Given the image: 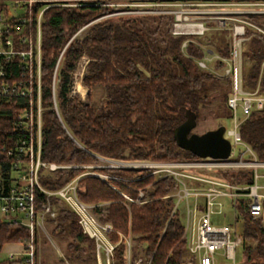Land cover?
I'll return each instance as SVG.
<instances>
[{
    "label": "trees",
    "instance_id": "16d2710c",
    "mask_svg": "<svg viewBox=\"0 0 264 264\" xmlns=\"http://www.w3.org/2000/svg\"><path fill=\"white\" fill-rule=\"evenodd\" d=\"M147 1L161 4L200 0ZM109 3L79 2L75 7L50 8L42 15L43 160L74 168L46 176L41 182L48 190L57 191L79 179V200L93 207L101 225L112 228L107 235L114 246L111 264H135L139 259L145 264H182L188 259L185 230L180 213H174L175 200L167 198L177 190L175 180L156 178L148 170L97 167L99 159L198 160L179 148L174 132L186 122L188 112L194 113L198 121L215 101L213 93L222 101L213 112L214 119L230 120L227 101L231 82L200 69L196 61L204 59L208 51L228 57L231 33L212 32L215 42L213 39L211 48L205 50L192 37L171 33L173 16L147 15L94 24L82 38L76 37L90 23L114 12L106 7ZM0 5L7 7L5 2ZM42 8L43 4H37L30 12V24L25 29L30 39L36 38ZM249 19L258 24L256 18ZM247 32L249 40L243 46L245 87L251 91L259 88L264 94V37L250 29ZM84 58L88 61L83 78L89 91L86 103L73 95L74 74ZM222 67L220 62L215 65L216 69ZM96 87L105 92V103L98 107L90 102ZM13 110L14 106L0 104V114L4 115L0 116V150L12 134L9 116ZM240 134L258 161L264 162V112L253 110L242 123ZM88 174L114 179L105 181ZM220 176L233 185L253 184L250 171ZM139 192L145 193L147 203H129L123 196L137 200ZM45 200L44 195L37 194V210ZM51 202L57 212L55 219L47 221L51 234L57 237L67 233L72 238L68 251L75 259L81 260L88 249L96 260V242L83 232L78 216L59 198H51ZM249 202H237L233 225L238 230L239 221L243 224L238 232L244 239V264H264V221L250 215ZM28 238L26 229L0 224V252L5 245L24 243Z\"/></svg>",
    "mask_w": 264,
    "mask_h": 264
},
{
    "label": "built area",
    "instance_id": "2783aa9c",
    "mask_svg": "<svg viewBox=\"0 0 264 264\" xmlns=\"http://www.w3.org/2000/svg\"><path fill=\"white\" fill-rule=\"evenodd\" d=\"M192 2L199 6H195ZM78 3L73 0H14L16 13L18 8H24L25 12L21 16L11 15L8 4L6 8L0 5V104L16 108L9 116L12 134L0 150V224L21 227L29 232L26 242L10 244L21 246L20 252L9 254V261L12 263L38 264L36 237L39 231L46 234L47 221L57 217L51 202V198L54 197L59 198L78 216L83 232L94 239L99 247L104 239L102 231L105 230L108 234L112 231L111 226H103L99 223L92 212V206L83 204L79 200V179L57 191L48 190L41 182L46 176L53 177L58 172H66L74 168L43 160L42 15L53 7H75ZM175 3H161L182 10L177 18L173 16L174 22L170 25L173 35L204 36L209 31V26L206 27L209 22L201 21V24L192 22L195 13L212 14L211 24L231 33L228 57L213 55L208 51L204 59L196 61L200 69L210 72L218 79H227L231 82V94L227 101L231 112V128H226L225 131V138L232 146L231 155L225 160L199 158L178 162L126 163L128 169L148 170L150 175L156 178L170 177L177 183V190L167 198L175 200L174 213H180L179 208L182 203L186 207L183 226L188 259L182 264L231 262L235 264L236 252L242 248L244 239L234 225L216 224L213 215L222 214L225 201L229 202L235 213L237 202L240 199H248L250 215L264 221V192H260L264 191V184L259 185V181L264 180V173H260V170H264V162L258 161L240 134L242 123L253 110L264 112V94L259 93V88L251 91L245 87L243 71V46L249 40L247 30L250 29L254 34L264 37V29L249 19L264 16V0H200L179 2L180 5ZM37 4H43V8L37 17L36 38L30 39V33L25 29L30 24V12ZM195 7L202 9L199 10L202 12L194 11ZM26 12L29 13L28 17ZM166 13L171 14L170 11ZM175 26H183L191 30L176 31ZM183 47H186V43ZM217 62L223 66L221 69L215 68ZM14 66L15 70L12 69ZM55 109L57 110L56 106ZM239 111L242 113V118H239ZM0 116L4 115L0 114ZM106 161L111 164L120 162ZM1 163L6 166H1ZM111 168L121 169L113 165ZM244 171L252 172L253 184L233 185L220 176V174ZM88 175L105 181L114 179L97 174ZM39 193L44 195L46 200L40 205V210H37ZM123 196L129 203L148 202L144 192H139L137 200ZM235 218L236 214L234 220Z\"/></svg>",
    "mask_w": 264,
    "mask_h": 264
},
{
    "label": "rangeland",
    "instance_id": "374dc122",
    "mask_svg": "<svg viewBox=\"0 0 264 264\" xmlns=\"http://www.w3.org/2000/svg\"><path fill=\"white\" fill-rule=\"evenodd\" d=\"M4 1L6 4H8L9 12L11 15L21 16L22 14H24L25 12L24 8H18L17 13L15 12L14 1L12 0H4ZM192 3L195 6H199L195 2H192ZM175 4L180 5L179 2H176ZM106 7L113 10L114 12L112 14H108L107 16L97 19L96 21L90 23L89 25L84 27L76 35V37L82 38L88 31L89 27L93 26L94 24L106 22L108 20H114V22L118 23V20L120 19L126 20L130 18H140V17L147 16V15H164V14L167 15L168 14L166 13L167 11L171 12V14H168L169 16L171 15L177 18V16L180 15L182 12V10L178 7L170 6L167 4L148 3L147 0H145L142 3L140 1H129V2L110 1L109 5H106ZM195 8L196 9L194 11L197 10L196 12H202V11H199V10H202L199 7H195ZM230 9H233V8H230ZM204 11H211V10H204ZM192 18H193L191 20L192 22H198L199 24H201V21L209 22L207 25L205 24L206 27L209 26V31L206 32L204 36L192 37L193 38L192 41L197 42V43L200 42L199 44L205 50L211 48L209 43L213 42V39H214L212 32H226V31H222L221 29H219L216 25L211 24V22H213L212 14L195 13L193 14ZM257 20H258V26L264 29V16H258ZM214 42H215V39H214ZM210 53L213 55H218V54H214L211 51ZM87 64H88V61L86 58H84L79 64L78 70L74 74L75 83L73 87V90H74L73 95L77 96V98H79L81 102L83 103L88 102V94H89L88 89L83 84L85 67L87 66ZM213 96L215 97V101L210 107L204 109L201 117L197 121V126L193 130V133L202 135L208 131L215 130L219 124H223L225 128L227 129L231 128L230 120H227L224 118L220 120L214 119L213 112L216 111L217 107L219 106L218 104L222 105V101L220 98L217 97L215 93H213ZM90 102L96 107L103 105L105 103L104 90L99 87L94 88L92 90ZM238 113H239V118H242L241 111H239ZM111 165L117 168H121V169H128L126 162H118L117 164H111L104 159H99V165L97 168L112 169ZM260 173L261 174L264 173V170H260ZM98 175L100 176V174H97V176ZM263 184H264V180H260L259 185H263ZM260 192L263 193L264 191H260ZM190 201H192V199ZM102 207L105 208L106 205ZM185 208L186 207L184 203H182L179 208L182 223H185V218H184ZM234 215H235L234 210L231 208L229 202L225 201L222 214L221 213L214 214L213 219L216 222V224L220 226L233 225L235 221ZM96 219L98 220V217H96ZM242 227H243V224L241 221H239L238 230L240 233L242 231ZM102 233L104 235V239L99 244L100 247L95 241L96 242V260L94 259V255L88 249H87L85 256L81 260H77L74 258L73 254L70 253V251H68V245L73 241L72 238L67 233L62 234L61 236L54 237L51 234L50 228L47 226L46 234H43L41 231H39L36 237V241L38 243V264H111L114 246L109 242L107 238L108 232L103 230ZM20 250H21V246L19 245H5L0 252V262L1 263L8 262L9 254L14 253V252H20ZM244 260L245 258L243 254V249L240 248L236 252L235 264H244ZM220 261L222 262V260ZM13 264H17V263H13ZM135 264H145V263L143 259H139ZM227 264H233V262L227 263Z\"/></svg>",
    "mask_w": 264,
    "mask_h": 264
},
{
    "label": "water",
    "instance_id": "95a60500",
    "mask_svg": "<svg viewBox=\"0 0 264 264\" xmlns=\"http://www.w3.org/2000/svg\"><path fill=\"white\" fill-rule=\"evenodd\" d=\"M197 126V116L187 113L186 122L174 132V137L180 149L190 152L200 159H228L231 155L232 146L225 138V127H219L202 135L192 133Z\"/></svg>",
    "mask_w": 264,
    "mask_h": 264
},
{
    "label": "crops",
    "instance_id": "0c3cea01",
    "mask_svg": "<svg viewBox=\"0 0 264 264\" xmlns=\"http://www.w3.org/2000/svg\"><path fill=\"white\" fill-rule=\"evenodd\" d=\"M73 1H76V2H96L97 0H73ZM108 1H124V2H129V1H140V0H108ZM5 1L4 0H0V3H4Z\"/></svg>",
    "mask_w": 264,
    "mask_h": 264
},
{
    "label": "bare ground",
    "instance_id": "6f19581e",
    "mask_svg": "<svg viewBox=\"0 0 264 264\" xmlns=\"http://www.w3.org/2000/svg\"><path fill=\"white\" fill-rule=\"evenodd\" d=\"M174 29L176 31L190 32L191 29L183 27V26H175Z\"/></svg>",
    "mask_w": 264,
    "mask_h": 264
},
{
    "label": "flooded vegetation",
    "instance_id": "af4514ba",
    "mask_svg": "<svg viewBox=\"0 0 264 264\" xmlns=\"http://www.w3.org/2000/svg\"><path fill=\"white\" fill-rule=\"evenodd\" d=\"M192 133H193V131H192Z\"/></svg>",
    "mask_w": 264,
    "mask_h": 264
}]
</instances>
